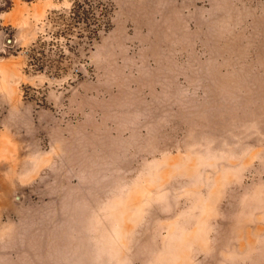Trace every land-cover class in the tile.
Wrapping results in <instances>:
<instances>
[{
  "label": "rangeland",
  "instance_id": "374dc122",
  "mask_svg": "<svg viewBox=\"0 0 264 264\" xmlns=\"http://www.w3.org/2000/svg\"><path fill=\"white\" fill-rule=\"evenodd\" d=\"M0 264H264V0H0Z\"/></svg>",
  "mask_w": 264,
  "mask_h": 264
}]
</instances>
